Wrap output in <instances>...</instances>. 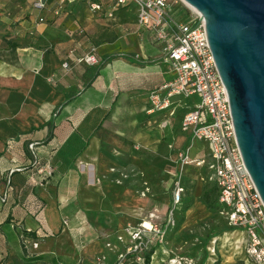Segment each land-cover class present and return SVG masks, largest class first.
Wrapping results in <instances>:
<instances>
[{"label": "crops", "instance_id": "1", "mask_svg": "<svg viewBox=\"0 0 264 264\" xmlns=\"http://www.w3.org/2000/svg\"><path fill=\"white\" fill-rule=\"evenodd\" d=\"M41 2L42 8H36L33 0H0V193H6L0 200V264H95L91 256L100 250L99 233L86 229L76 244L67 235L70 228L88 227L85 212H107V198L101 194L106 190H93L84 178L89 173L102 177L109 147L128 150L125 144L139 140L142 123L160 118L165 124L177 121L181 128L187 109L182 101L188 97H175L169 109L148 112L149 93L172 75L163 60L162 43H153L151 33L138 24L133 3ZM92 2L100 3L101 9L92 10ZM91 51L97 63L79 60ZM182 132L178 144L193 138ZM194 139L198 154L190 156L188 145L182 152L189 158L208 151L206 141ZM30 142L35 157L28 149ZM45 163L52 172L39 181L36 168ZM184 164L205 179L204 167L192 161ZM205 181L212 184L218 202L215 183ZM185 191L184 186L182 200ZM194 210H186V224ZM36 213L41 229L31 237L21 230H35ZM62 217L67 219L64 226ZM108 217L110 223L104 227L112 231L114 219ZM245 237L243 233L233 241L227 234L215 264H264L246 258ZM24 247L33 259L26 258ZM108 254L115 258L113 252Z\"/></svg>", "mask_w": 264, "mask_h": 264}, {"label": "built area", "instance_id": "2", "mask_svg": "<svg viewBox=\"0 0 264 264\" xmlns=\"http://www.w3.org/2000/svg\"><path fill=\"white\" fill-rule=\"evenodd\" d=\"M129 2L136 6L138 24L151 33L153 43H162L163 60L173 72L168 81L149 93L148 112L169 109L175 104V97H199L193 106L184 110L180 125L193 138L206 141L208 151L198 158H189L181 152V160L206 169V177L217 187L221 216L228 225L239 227L245 233L246 258L254 263L264 262V202L237 143L227 91L206 39L202 14L183 0H114L119 6ZM33 6L42 8L41 0H33ZM90 7L100 10L101 4L92 2ZM173 7L184 8L185 13L178 18ZM79 60L97 63L93 51ZM28 149L35 157L33 142L28 144ZM36 172L38 180L44 181L52 172L51 165L40 164ZM183 191L178 177L173 181L171 192L173 208L181 204ZM5 197V192L0 193V200ZM164 218L158 209H153L136 226L127 225L123 233L115 234L120 246L115 248L106 241L108 252L115 254L110 264H123L127 259H130L127 264H142L144 253L162 241ZM66 223L67 219L62 217L61 224ZM35 245L36 242L31 243V247ZM107 257L109 254L100 260ZM167 264H181V261L170 259Z\"/></svg>", "mask_w": 264, "mask_h": 264}, {"label": "rangeland", "instance_id": "3", "mask_svg": "<svg viewBox=\"0 0 264 264\" xmlns=\"http://www.w3.org/2000/svg\"><path fill=\"white\" fill-rule=\"evenodd\" d=\"M176 9L180 12L176 16L178 18L185 13L184 8ZM198 100L199 97L195 95L185 98L182 104L185 105L184 108H189ZM162 121L164 119L155 118L153 121L142 123L143 130L146 131L141 129L139 140L129 146L125 144L128 150L124 149V152L120 147L116 149L109 147L105 153L106 173L102 177L89 173L84 178V184L92 186L93 190L97 191L95 188L106 190L101 191V194L107 198L105 200V204L108 205L106 206L108 208H105L107 212L84 211L88 227L80 225L74 229L70 228L67 235L76 244L86 229L99 233L102 238L100 250L91 256L95 264H110L114 260L112 254L111 258L109 256L104 261L100 260L103 255L108 254L105 242H111L116 248L117 243L114 242L113 235L123 233L127 225L136 226L153 209H158L161 217L166 219L164 218L165 222L162 225L164 229L162 241L156 242L152 247L153 258L149 264H167L170 259L180 260L181 264L210 262L215 264L220 257L219 249L224 244L227 234H230L234 241L244 233L241 228L228 225L221 216L216 191L210 181H205L208 178L202 174L205 178L202 180L193 166L185 165L179 158L186 145L189 146L187 152L190 156L197 155L195 148L199 145L198 140L190 138L187 142L178 144V135L183 133L178 122L171 121L170 124H165L166 122ZM117 149L124 154L116 151ZM178 177L186 191L177 210L173 208L171 192L173 181ZM204 190L209 192L212 208L202 201ZM99 194L98 191L95 197L98 198ZM131 204L137 206L135 210L126 209V206ZM193 206L195 207L193 219L186 224V210ZM108 215L114 219L113 226L116 228L112 231L104 227L110 223ZM237 248V251L242 249L241 246Z\"/></svg>", "mask_w": 264, "mask_h": 264}, {"label": "water", "instance_id": "4", "mask_svg": "<svg viewBox=\"0 0 264 264\" xmlns=\"http://www.w3.org/2000/svg\"><path fill=\"white\" fill-rule=\"evenodd\" d=\"M204 19L245 166L264 202V0H183Z\"/></svg>", "mask_w": 264, "mask_h": 264}, {"label": "trees", "instance_id": "5", "mask_svg": "<svg viewBox=\"0 0 264 264\" xmlns=\"http://www.w3.org/2000/svg\"><path fill=\"white\" fill-rule=\"evenodd\" d=\"M174 11H175V13L176 14H178V9H173ZM48 124H49V121H48ZM5 200V199H4ZM3 200V201H4ZM2 201V200H1ZM202 201L204 202V204L206 205V206H208L209 208H212V204H211V200L209 199V192L208 191H204L203 192V194H202ZM38 212V211H37ZM38 213H36L34 216H33V218L35 219V222L38 224V226H36V228H35V230H31V229H29V228H27L26 230H21V232H23V233H25V232H27L28 233V235H30L31 237H34V232H36V231H40V229H41V220L40 219H38ZM42 236H45L46 235V233H42L41 234ZM32 243V242H31ZM31 243H30V247H31ZM27 249V248H26ZM25 249V247H24V254H25V256H26V258H30V259H33L35 256L33 255V254H29L28 253V251ZM152 252H153V250L152 249H150L149 251H147V252H145L144 253V262L142 263V264H149V262H150V256H151V254H152ZM129 260L130 259H127L126 261H124V263L123 264H127L128 262H129Z\"/></svg>", "mask_w": 264, "mask_h": 264}, {"label": "bare ground", "instance_id": "6", "mask_svg": "<svg viewBox=\"0 0 264 264\" xmlns=\"http://www.w3.org/2000/svg\"><path fill=\"white\" fill-rule=\"evenodd\" d=\"M147 224V223H146Z\"/></svg>", "mask_w": 264, "mask_h": 264}]
</instances>
